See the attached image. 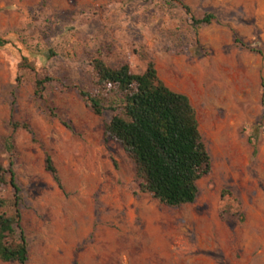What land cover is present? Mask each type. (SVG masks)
<instances>
[{
	"label": "rangeland",
	"instance_id": "374dc122",
	"mask_svg": "<svg viewBox=\"0 0 264 264\" xmlns=\"http://www.w3.org/2000/svg\"><path fill=\"white\" fill-rule=\"evenodd\" d=\"M0 40V164L19 189L28 264H264V0H0ZM95 58L136 75L153 63L189 98L212 162L194 204L139 193L134 164L104 137L112 113L79 95L93 92ZM13 196L0 191L7 217Z\"/></svg>",
	"mask_w": 264,
	"mask_h": 264
},
{
	"label": "trees",
	"instance_id": "16d2710c",
	"mask_svg": "<svg viewBox=\"0 0 264 264\" xmlns=\"http://www.w3.org/2000/svg\"><path fill=\"white\" fill-rule=\"evenodd\" d=\"M173 2V0H169ZM187 16L191 10L183 6ZM215 20L211 14L196 20L190 17L197 30L210 26ZM235 44H240L234 36ZM8 42L0 40V48ZM25 69V59L20 66ZM92 93L79 92L93 115L112 113L104 125V137L120 145L135 166L139 193L169 209L192 205L199 195V183L209 177L212 162L199 129L197 113L189 98L169 89L158 76L153 63L141 75L133 74L128 64L111 68L100 58L92 59L88 66ZM51 80L38 79L34 95L41 99ZM52 118L56 116L50 112ZM63 126L73 132L70 124ZM14 128L29 131L28 126L15 124ZM12 167V164H10ZM45 172L56 187L63 185L52 158L45 156ZM11 187L14 214L5 216L2 211L7 202L0 197V261L4 264H28V244L21 226L19 189L14 174L0 164V191ZM226 193L222 194L224 198ZM239 207L236 200H233Z\"/></svg>",
	"mask_w": 264,
	"mask_h": 264
}]
</instances>
